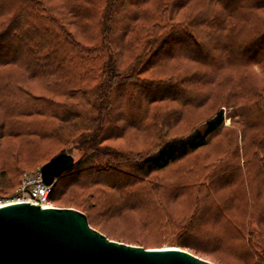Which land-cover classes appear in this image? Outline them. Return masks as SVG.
<instances>
[{
  "label": "rangeland",
  "instance_id": "rangeland-1",
  "mask_svg": "<svg viewBox=\"0 0 264 264\" xmlns=\"http://www.w3.org/2000/svg\"><path fill=\"white\" fill-rule=\"evenodd\" d=\"M41 1L53 13L59 16L64 14L62 12V0ZM130 1L139 4L141 0ZM188 1L165 0L164 7L161 10L152 7L153 12L157 11L155 21L147 25L140 24L143 25L144 29L149 26L146 30H149L148 33L137 31L136 34H143L141 39L151 37L154 34L149 36L152 29L149 28L155 23L158 25L167 23V31L174 29L177 25L181 26V24L187 23L191 19L199 25L202 21V14L199 13L200 7L198 4H189L184 7ZM222 1L227 3L230 8H234L239 2V0ZM117 2L118 4L113 10V17L118 14L119 19H125L121 12L124 11L123 8L126 2L125 0H118ZM7 7L8 1L0 0V10L5 11L10 8ZM104 8L105 6L102 7L99 15L96 14L93 18L92 27L85 34V37L78 33L71 20H62L64 21L62 23L74 35L76 41L86 44L87 42L84 40L86 39L90 42V44L88 42V45L93 46L90 48L94 51L87 56L90 60L86 64V69H93V79L88 83H90L91 88H97V93L90 102L82 98L63 99L52 97L48 95L44 87L33 81H28L26 85L35 95L45 96L46 98L51 97L56 102L60 101L68 106L84 109L88 112H91L92 106H96L100 98L104 97L103 103L109 104V108H112L110 115H107V119L114 121L110 124L106 123V126H104L105 131L110 134L107 140L101 142L98 146L126 156H136L137 153H140L143 157H151L166 140L186 135L194 127L199 126L213 116L219 105L215 102L216 100L208 101L205 106L185 113L181 121H176L181 117L178 106L174 102L173 104L171 102L160 103L158 104L160 112H163L166 116H164V126H162L160 132L151 130L147 132L145 127H142V130L138 132L126 127L127 124L123 116L124 118L128 116L126 119L132 120V116L129 115L138 111V106L135 102H132L130 107H128L129 104L124 105L122 89L120 91L119 88L115 87L113 90V86L108 81L109 73L115 75L128 74L129 68L133 67L139 56L151 53V49L145 48L143 43L139 44L141 39H137L133 42L129 52L124 50L119 22L112 20V29H110L109 24L102 23ZM206 16L211 17L208 14ZM262 16L264 15L262 14ZM107 30L109 33H106ZM159 31H161L159 35L164 33L162 28ZM151 32H154V30ZM174 32L168 35L169 41L165 47L153 54L154 56L149 54L146 62L143 65L140 64L141 71L139 74L141 77L150 80H179L184 89L176 91L172 88L143 92V100L140 102L144 103L145 98L174 95L178 97L179 102L183 103V99H190L192 95L202 97L208 91L213 94L216 87L212 86L210 82L208 84V81L216 74L219 67L224 65L225 58L221 52L223 50L226 51L225 57L227 59L232 58L235 63H241L243 69L246 68L244 69L247 71L246 73L241 71L242 69L237 71L242 72L241 74L245 73L244 85L246 87L254 85L264 94V70L260 64L264 57V39L244 53L235 44H230L228 47L219 44L217 32L215 33L214 29L210 30L209 27H206L205 31L201 33V46L199 49L186 40L182 33ZM157 33L156 35H158ZM8 43L6 40L2 41L0 52L9 49ZM15 49L18 50L13 48L12 52H16ZM97 53L101 54L98 59L96 57ZM110 53L112 57H110ZM224 77L237 79L238 75L232 71L225 73ZM107 92L111 95L110 97L107 96ZM219 93L224 95L223 101L227 102L221 107V110L225 117L224 126L228 130L232 123L238 120V117L234 116V106L239 95L237 90L232 87L222 89ZM99 94L103 97H98ZM246 104L251 107L248 110L250 111L248 120H254V116L258 114L260 108L257 107L258 104L253 99H249ZM180 106L182 107L181 104ZM235 127L237 130H231L230 136H226L228 132L225 131V134L222 133V135L214 137L206 147L198 152L173 163L152 176L155 181L162 185L160 192V198L162 197V199L160 200L159 197L158 199L160 205H162L161 208L165 207L164 216L160 212L151 211V208L146 213L144 206L138 210L126 212L122 217L113 219L112 217L117 212L124 209L123 206L135 202V196L138 195L134 192V196H132L131 192V194H123L121 198V194L118 195L116 191L99 184L103 180L95 176L86 177L81 174V180L86 182L84 189H75L61 199L52 200L49 203L53 208L74 209L83 213L86 216L88 225L93 230L113 242L141 247L146 250L177 249L213 264H264V168L262 167L264 164L261 165L258 161L251 160L255 155L256 142L260 141V137L258 138L256 133L244 134L241 128ZM123 128L124 131H117V129ZM61 131L62 134H60L61 138L59 140L38 143L34 152H28L24 149L19 138L0 139V194L9 195L12 193L19 186L24 172L39 171L51 158L63 151L72 155L74 166L70 174L64 177L61 182L68 181L72 176L74 177L73 173L78 170L81 164L80 160L85 156L83 145L92 136L87 130L76 131L78 132L76 133L73 128L65 127ZM255 156L262 158L263 155L256 153ZM226 162L240 166H243V163L248 162V164L245 167V172L244 169L237 172H231V170L215 172ZM262 163H264L263 160ZM75 178L76 176L73 179ZM106 180L113 181L110 178H106ZM114 181L117 182L120 179L117 178ZM232 182L237 184L228 186ZM235 187L245 197L241 205L237 207H234L230 200V192ZM102 192H104V195ZM153 204L152 201L151 206ZM91 205L96 207L93 206L92 208ZM102 205H105L108 216L99 213L98 208ZM248 211L249 213L252 212L251 216L261 220L255 227H251L253 234L251 240L252 250L249 246L245 247L244 242L241 240L243 238L241 235L242 225L244 222L246 223V220H251ZM149 220L153 222L150 223ZM188 223L194 224L193 230L185 234L183 227L184 224ZM232 237H236V241H232ZM223 242L226 244L223 245Z\"/></svg>",
  "mask_w": 264,
  "mask_h": 264
},
{
  "label": "trees",
  "instance_id": "trees-1",
  "mask_svg": "<svg viewBox=\"0 0 264 264\" xmlns=\"http://www.w3.org/2000/svg\"><path fill=\"white\" fill-rule=\"evenodd\" d=\"M7 1L10 8L7 7L8 9L5 11L0 10V45L3 40L9 42V49L0 52V139L19 138L24 149L28 152H34L38 143L59 140L61 138L60 134H62L61 130L65 127L73 128L74 132L87 130L92 136L83 145L85 156L80 160L81 166L79 165L78 170L73 173L76 178L73 179L72 176L68 181L61 182L64 177L70 174L74 166L73 163L67 171L58 177L49 201L59 200L75 189H84L86 182L81 180V174L86 177L95 176L103 180L99 184L116 191L118 195L121 194V198L123 194H131V192L132 196H134V192L138 195L135 196L136 199L132 197L135 202L123 206L124 209L117 212L112 217L113 219L122 217L126 212L138 210L144 206L146 213L151 208V211L160 212L164 216L165 207L161 208L162 205H160L158 199V197L160 198L162 185L155 181L152 176L173 163L198 152L206 147L214 137L222 135V133L225 134V131L228 132L226 136H230L231 130H237L235 126L241 128L244 134L256 133L257 137H260V141L256 142L255 155L261 153L263 156L258 158L254 155L251 160L258 161L261 165L264 164L262 163V160L264 161V94L254 85L248 87L244 85V77L247 72L244 69L246 68L243 69L241 63H235L232 58L227 59L225 50L221 51L222 56L225 58L224 65L219 67L216 74L208 81V84L210 82L212 86L216 87V91L213 94L208 91L202 97L192 95L190 99H183V103L179 102L178 97L174 95L145 98L144 103L140 102L143 100V92L172 88L181 91L184 88L179 80H150L141 77L139 74L141 71L140 64L143 65L146 62L149 54L152 56L162 47H165L169 41L168 35L173 31H175L174 33H182L186 40L199 49L201 46V33L205 31L206 27H209L210 30L214 29L215 33L217 32L219 44L221 43L225 47L235 44L241 52H247L264 39V16H262V14L264 15V0H239L234 8H230L222 0H189L184 7L189 4H198L200 7L199 13L202 14V21L199 25L191 19L187 23H183L181 26L177 25L174 29L167 31V23L163 25L155 23L149 28H152L151 31L154 30V32L150 31L149 36L154 35L147 39H141L143 34L137 35L136 32L140 31L142 33L145 31V34L148 33L149 30H146L149 26L144 29L143 25L140 24L147 25L154 22L157 11L153 12L151 8L155 7L156 10H161L164 7L165 0H141L139 4L131 3L130 0L127 3L125 0L124 11L121 12L125 19H119L118 14L113 17V10L118 4V0H109V4L108 0H62V12L64 14H60V16L53 13L41 0ZM103 6L105 8L102 12V23L109 24L110 29H112L111 21L119 22L124 50L129 52L133 42L137 39H141L139 44L143 43L145 48L151 49V53L139 56L133 67L129 68L128 74L115 75L109 73L108 81L113 86V90L115 87L119 88L120 91L122 89L124 105L129 104L128 107H130L132 102H135L138 106V111L129 115L132 116V120H127L126 117L128 116L125 118L123 116L127 124L126 127L138 132L142 130V127H145L147 132L150 130L160 132L162 126H164L163 120L166 117L163 112H160V107H158L160 103L171 102L173 104L174 102L178 106L181 117L176 121H181L185 113L205 106L208 101L216 100L215 102L219 105L213 116L199 126L194 127L186 135L166 140L151 157H143L140 153H137L136 156H126L98 146L101 142L107 140L110 134L105 131L104 126H106V123L110 124L114 121L107 119V115H110L112 108H109V104L103 103L105 99L101 95L102 92L98 97L103 98H100L97 105L92 106L91 112H88L84 109L68 106L60 101L56 102L51 97L46 98L45 96L35 95L26 85L28 81H33L44 87L48 95L52 97L63 99L82 98L90 102L97 93V88H91L90 83H88L93 79V69H86V64L90 60L87 56L94 51L90 48L93 46H89V41L86 39H84L87 42L86 44L76 41L74 35L62 22L71 20L78 33L85 37V34L92 27L93 18L96 14L99 15ZM206 14L211 17H207ZM160 28L164 31L161 35H159ZM106 33H109L108 30ZM13 48L18 50L15 49L16 52H12ZM100 55L99 53L96 54L97 59ZM110 57H112L111 53ZM260 64L264 70V57ZM240 70L245 73L237 72ZM232 71L237 73V79L224 77L225 73ZM227 87L235 88L239 95L234 106V116H237L238 120L234 121L228 130L224 126L225 117L221 110V107L227 102L223 101L224 95L219 93ZM107 93V96L110 97L109 92ZM249 99L255 100L258 104L256 106L260 108L257 114L258 118L257 115H253L254 120H248L250 113L248 110L251 107L246 102ZM145 122H147L146 125H144ZM117 131H124V128L117 129ZM247 164L248 162L240 166L226 162L215 172L229 170L237 172L240 169H244L245 172ZM262 167L264 168V165ZM106 178L113 179V181H108ZM117 178L120 181H114ZM234 184L237 183L232 182L228 186ZM183 188L185 187L183 186ZM102 194L104 195V192ZM230 194V200L234 207L240 206L245 199L236 187L232 189ZM153 198L155 199L153 200ZM152 201L154 204L151 206ZM105 205L98 208L100 214L107 215ZM250 219L242 225L241 235L243 238L241 240L244 242L245 247L249 246L252 250L251 240L253 234L251 227H255L261 220H258L255 216H251ZM149 221L150 223L153 222L152 220ZM193 225L192 223L184 224L183 232L185 234L191 232ZM232 238V241H236V237ZM224 244L226 243L223 242ZM219 246L221 247L220 244ZM239 247L242 248L240 245Z\"/></svg>",
  "mask_w": 264,
  "mask_h": 264
},
{
  "label": "water",
  "instance_id": "water-1",
  "mask_svg": "<svg viewBox=\"0 0 264 264\" xmlns=\"http://www.w3.org/2000/svg\"><path fill=\"white\" fill-rule=\"evenodd\" d=\"M73 164L63 151L39 172L44 184ZM0 264H213L177 249L146 250L108 240L74 209L16 203L0 208Z\"/></svg>",
  "mask_w": 264,
  "mask_h": 264
},
{
  "label": "built area",
  "instance_id": "built-area-1",
  "mask_svg": "<svg viewBox=\"0 0 264 264\" xmlns=\"http://www.w3.org/2000/svg\"><path fill=\"white\" fill-rule=\"evenodd\" d=\"M54 184L46 185L41 179L39 171L24 172L19 186L9 195H0V208L16 203H29L40 208H53L49 197Z\"/></svg>",
  "mask_w": 264,
  "mask_h": 264
}]
</instances>
